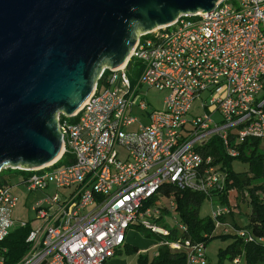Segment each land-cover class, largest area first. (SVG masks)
I'll return each mask as SVG.
<instances>
[{
    "label": "built area",
    "instance_id": "1",
    "mask_svg": "<svg viewBox=\"0 0 264 264\" xmlns=\"http://www.w3.org/2000/svg\"><path fill=\"white\" fill-rule=\"evenodd\" d=\"M154 88L167 92L160 109L147 101ZM196 101L203 114H192ZM57 118L70 164L0 169L26 172L16 185L0 183V241L15 227L13 188L40 195L28 207L37 214L29 248L15 264H107L137 226L169 237L176 202L163 187L220 189L225 173L202 148L219 137L235 156L232 136L264 140V0H220L210 12L142 32L125 64L106 69L82 107ZM229 210L219 205L212 216ZM170 241L174 252L185 245L188 264H207L203 243H161Z\"/></svg>",
    "mask_w": 264,
    "mask_h": 264
},
{
    "label": "water",
    "instance_id": "2",
    "mask_svg": "<svg viewBox=\"0 0 264 264\" xmlns=\"http://www.w3.org/2000/svg\"><path fill=\"white\" fill-rule=\"evenodd\" d=\"M219 1L0 0V169L60 159L59 114L77 112L142 32Z\"/></svg>",
    "mask_w": 264,
    "mask_h": 264
},
{
    "label": "trees",
    "instance_id": "3",
    "mask_svg": "<svg viewBox=\"0 0 264 264\" xmlns=\"http://www.w3.org/2000/svg\"><path fill=\"white\" fill-rule=\"evenodd\" d=\"M230 144L237 150V155L228 154L219 137H213L202 148L204 154L214 156L213 164L219 165L224 171L225 183L222 188L213 189L206 194L190 189H180L171 184H166L163 187V192L166 194H174L175 211L179 215V220L178 218L177 220L185 229L180 232L177 228L170 227L169 237L159 236V241L180 239L182 242L189 240L192 244L203 243L206 246L214 237L231 238L232 242L225 249H221V259L216 264H222L226 258L236 260L242 256L245 257L246 264H264V151L261 150L262 140L256 137H247L237 143L232 136ZM71 159L74 157L66 152L56 165L70 164ZM235 161L247 164L248 168L235 170L233 166ZM4 171L0 172V183L6 182L2 177ZM14 171L26 174L24 171ZM206 198L211 200L215 198L220 205L227 206L230 212L215 218L213 216L201 217L200 207ZM242 200L246 201L250 208L248 223L245 225L236 220L235 214ZM166 213L167 211H165ZM228 216L236 218H233L234 221L233 223L231 221V225L227 221ZM218 227L224 228L223 234L218 233ZM32 228L31 222L24 226L14 227L8 236L0 241V252L5 258L6 264H15L24 257L29 248L27 238ZM136 228L145 229L140 226ZM239 230H245L247 236L239 235L237 233ZM249 237L252 239H248ZM128 247L127 253L139 252L137 246ZM138 264H188V262L185 252H174L168 245L162 244L152 259L147 254L138 253Z\"/></svg>",
    "mask_w": 264,
    "mask_h": 264
},
{
    "label": "rangeland",
    "instance_id": "4",
    "mask_svg": "<svg viewBox=\"0 0 264 264\" xmlns=\"http://www.w3.org/2000/svg\"><path fill=\"white\" fill-rule=\"evenodd\" d=\"M167 92L164 90H158L156 88L150 89L147 92V101L149 103V106L152 107L153 109L157 108L160 109L163 107V100L166 96ZM198 105V102L196 101L193 105V110L192 114H203L204 110L203 109H197L196 106ZM215 118L219 119L220 115H216ZM261 150L264 151V140H262V145H261ZM120 155L124 158L127 155V150L124 148H121L120 150ZM234 169L235 170H242L244 168H248L247 164H242L239 161H235L234 164ZM3 178H6L11 181L13 185H16L19 183L22 178H23V173L14 171V170H5L3 175ZM71 189H60V192L63 191H68ZM13 191L16 192L19 196V203L17 208L12 212L11 217L15 220V227L21 226L23 222H28V221H33L37 214L29 210L28 207H30L33 202L40 197L38 193L36 194H31L28 195L26 190L24 188H19V187H14ZM264 199V196H263ZM240 202V201H238ZM242 203H240V207L236 210V218L228 216V223L231 225V221L233 223L234 219H236L240 224L245 225L248 223V214L250 212V208L247 205V202L242 200ZM220 203L214 198V200H211L210 198H206L202 206L200 207V216L205 218V217H210L214 214V212L217 211L218 206ZM242 213V214H241ZM174 217H177L179 220V215L177 212L174 210L173 211V216L169 215L167 217V221L170 227L176 226L179 229L178 225L176 224ZM234 218V219H233ZM218 233L223 234V227H218ZM131 234L129 237V241L131 245L138 244L141 246V248H147L146 251H144V254H147L150 259H152L158 251V247L162 245V243L159 241V235H156L154 233L151 234L150 231L148 230H143V229H138V228H132L131 229ZM150 234H147L149 233ZM134 240L135 243L132 242ZM171 242V241H170ZM232 242L231 238H222V237H214L212 238L207 245L205 246V251L207 255V264H216L219 262L221 259V249H225L228 244ZM172 242L168 245L170 248H172ZM176 245V252H188L187 248L183 244H175ZM139 253H142L140 251ZM116 258H124L127 261V264H138V255L137 253H127L123 252L122 254H119L116 256ZM239 264H246L245 257L242 256ZM108 264V263H107ZM222 264H238L237 262L234 263L233 260L230 258H226Z\"/></svg>",
    "mask_w": 264,
    "mask_h": 264
},
{
    "label": "crops",
    "instance_id": "5",
    "mask_svg": "<svg viewBox=\"0 0 264 264\" xmlns=\"http://www.w3.org/2000/svg\"><path fill=\"white\" fill-rule=\"evenodd\" d=\"M130 234H131V232L129 231V232H128V239H127L126 245H125L123 248H121L119 251H117L116 255H115L114 257H112V258L107 262L108 264H127L126 259H124V258H116V256H118L119 254H122L123 252H126V250L129 249L128 246H137V247L139 248V252L142 251V253H144V251H146L147 248H141V246H139L138 244L131 245V243H130V241H129ZM130 239H131V237H130ZM132 242L135 243L134 240H132ZM170 249H171V248H170ZM171 250H172V249H171ZM139 252H138V253H139ZM138 253H137V255H138ZM233 261H234V263L236 262L235 260H233ZM240 261H242L241 258H240ZM240 261L237 262V263L239 264Z\"/></svg>",
    "mask_w": 264,
    "mask_h": 264
},
{
    "label": "bare ground",
    "instance_id": "6",
    "mask_svg": "<svg viewBox=\"0 0 264 264\" xmlns=\"http://www.w3.org/2000/svg\"><path fill=\"white\" fill-rule=\"evenodd\" d=\"M55 160H57V159H55ZM55 160H54V161H55Z\"/></svg>",
    "mask_w": 264,
    "mask_h": 264
}]
</instances>
